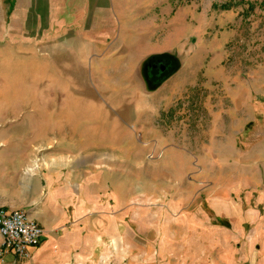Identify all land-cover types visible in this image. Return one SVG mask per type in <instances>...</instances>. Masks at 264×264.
Instances as JSON below:
<instances>
[{
    "label": "rangeland",
    "instance_id": "obj_1",
    "mask_svg": "<svg viewBox=\"0 0 264 264\" xmlns=\"http://www.w3.org/2000/svg\"><path fill=\"white\" fill-rule=\"evenodd\" d=\"M117 5L125 41L144 43L130 28L145 17L132 20L123 12L128 5ZM196 5L200 31L180 42L184 49L143 56L129 69V58H116L115 28L66 41L61 0L35 4L21 17L13 0H0V206L18 208L33 196L38 181L31 175L47 163L87 155L81 151L102 137L116 141L118 128L134 136L141 126V147L95 158L126 163L113 167L120 194L129 193L122 211L131 236H148L150 250L160 245L157 234L171 246L149 264H192L204 233L227 231L234 246L237 232L246 243L264 221V0ZM136 74V85L124 79ZM157 138L166 146L153 145ZM183 244L187 260L176 253ZM117 251L109 260L106 247L97 264H129Z\"/></svg>",
    "mask_w": 264,
    "mask_h": 264
},
{
    "label": "crops",
    "instance_id": "obj_2",
    "mask_svg": "<svg viewBox=\"0 0 264 264\" xmlns=\"http://www.w3.org/2000/svg\"><path fill=\"white\" fill-rule=\"evenodd\" d=\"M45 1L13 0V10L19 13L20 17L21 11H30L32 14L36 9L35 4ZM61 1L62 8L65 10L63 23L67 26L66 41L74 38L82 41L83 36L86 35L85 32L89 31L95 37H103L109 34V30L115 28V33L120 40L118 47L114 48L116 58L117 56V60L129 58V69H135L137 59L143 56L162 53L171 48L180 50L183 47L184 49V46L179 45L180 42L183 43V39L200 31L196 0H184V2L181 0H123L124 5H128H125L123 12H126L132 20H135L138 14H141L140 18L145 17L143 22L140 20L142 28L141 25L130 28L145 38L144 43L135 44L127 43L123 38L127 25L123 22L122 10L118 9L117 0ZM178 1L180 4H177ZM174 8L175 11H173ZM169 12L174 13L170 18H166ZM103 21L105 26L102 24ZM29 25L32 26L33 23ZM19 27L22 28V24H19ZM98 44L103 47L101 43ZM189 45L187 44L186 48H189ZM192 49H194L193 46ZM127 53L132 55L125 56ZM80 55L83 54L80 53ZM96 63V60H91L90 69L96 70L98 68ZM183 64L184 62L181 63V69L185 67ZM124 79L129 84H137V74L133 77L126 76ZM94 84L99 87L97 82ZM140 127L136 132L134 131V136L124 130L120 135L121 130L118 128L119 135L116 141H113L112 137L106 139L102 137L101 142H93L91 148L81 151L89 154H78L74 156V160H62V163H47L46 169L38 173L33 172L31 177L38 181L34 194L25 199L18 208L24 209L29 217L44 228L45 232L38 243L28 248V256L21 257L13 250H7L0 258V264H79L81 257L87 260L86 264H97L99 260L101 261L106 247L109 260L112 257L117 260L119 253L117 247H119L124 253L126 252L124 258L129 260V264H149L156 255L164 256L166 248L170 251L171 246L165 244V236L157 234L156 241L160 245L157 244L151 250L148 236L145 238L141 236L140 239L131 236V226L124 220L126 212L122 211L124 205L129 204L127 198L129 193L120 194L117 187L118 179L115 176L119 173L113 167V164H122L124 160L110 157L95 158V152L102 150L141 147V140L137 133L145 129L142 130ZM128 140L133 141L134 144H129ZM153 145L166 146L158 138ZM119 172L123 174L124 170ZM263 196L260 195L258 199L262 200ZM222 198H225V193H222ZM112 199L114 202L111 201ZM250 213L256 219L260 218L259 212ZM262 223L261 227L258 223L257 227L251 231L244 245L238 242L242 235L237 232H235L237 235L235 238L238 239L234 246L230 241L233 235L227 231L216 234L204 233L203 239L207 242L198 246L195 254L189 255L192 264H264V221ZM183 238L179 237V241L183 242ZM186 247L184 244L176 247L177 255L184 260L188 259L186 258L188 255L181 256V254ZM202 247L205 252H201ZM214 252H217L216 256Z\"/></svg>",
    "mask_w": 264,
    "mask_h": 264
},
{
    "label": "built area",
    "instance_id": "obj_3",
    "mask_svg": "<svg viewBox=\"0 0 264 264\" xmlns=\"http://www.w3.org/2000/svg\"><path fill=\"white\" fill-rule=\"evenodd\" d=\"M45 230L24 209L0 206V258L7 250L21 257L42 238Z\"/></svg>",
    "mask_w": 264,
    "mask_h": 264
},
{
    "label": "trees",
    "instance_id": "obj_4",
    "mask_svg": "<svg viewBox=\"0 0 264 264\" xmlns=\"http://www.w3.org/2000/svg\"><path fill=\"white\" fill-rule=\"evenodd\" d=\"M260 117V115L258 114L257 118Z\"/></svg>",
    "mask_w": 264,
    "mask_h": 264
}]
</instances>
